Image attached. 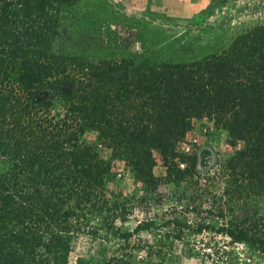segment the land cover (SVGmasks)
Instances as JSON below:
<instances>
[{
    "label": "trees",
    "instance_id": "obj_1",
    "mask_svg": "<svg viewBox=\"0 0 264 264\" xmlns=\"http://www.w3.org/2000/svg\"><path fill=\"white\" fill-rule=\"evenodd\" d=\"M80 1L0 0V264H68L98 214L120 235L107 184L124 170L145 192L182 187L196 234L264 254V25L194 60L96 62L64 44ZM203 118L227 132L229 157L177 150ZM87 131L97 143L75 141ZM161 226L175 238L189 227L172 214Z\"/></svg>",
    "mask_w": 264,
    "mask_h": 264
},
{
    "label": "rangeland",
    "instance_id": "obj_2",
    "mask_svg": "<svg viewBox=\"0 0 264 264\" xmlns=\"http://www.w3.org/2000/svg\"><path fill=\"white\" fill-rule=\"evenodd\" d=\"M65 18V47L90 60L189 61L220 52L238 35L264 25V0H81ZM75 141L97 143L96 133L87 131ZM197 146L211 149L214 162L231 153L227 132L206 118L194 122L177 150L190 153ZM122 172L107 184L112 221L121 234L106 229L100 214L92 217L100 229L73 242L68 264H97L109 257L116 261L105 264H264V254L248 243L217 232H193L195 218L184 207L182 187L161 179L145 192ZM153 173L164 176L160 161ZM171 214L189 225L180 238L164 235L161 219ZM145 218L152 226L133 230ZM124 231L131 232L126 239Z\"/></svg>",
    "mask_w": 264,
    "mask_h": 264
}]
</instances>
